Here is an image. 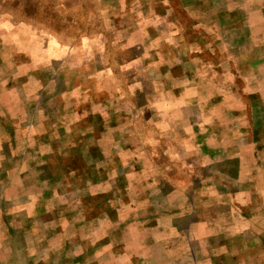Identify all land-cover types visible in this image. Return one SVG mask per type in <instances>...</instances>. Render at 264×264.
Wrapping results in <instances>:
<instances>
[{"label": "rangeland", "instance_id": "374dc122", "mask_svg": "<svg viewBox=\"0 0 264 264\" xmlns=\"http://www.w3.org/2000/svg\"><path fill=\"white\" fill-rule=\"evenodd\" d=\"M0 264H264V0H0Z\"/></svg>", "mask_w": 264, "mask_h": 264}]
</instances>
